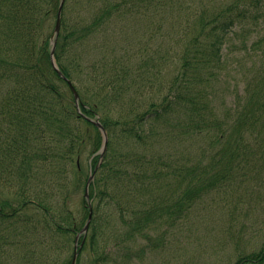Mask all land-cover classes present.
Instances as JSON below:
<instances>
[{
    "label": "trees",
    "instance_id": "16d2710c",
    "mask_svg": "<svg viewBox=\"0 0 264 264\" xmlns=\"http://www.w3.org/2000/svg\"><path fill=\"white\" fill-rule=\"evenodd\" d=\"M60 1L0 0V183L16 184L17 190L24 183L13 195L15 203L0 196V264H27L25 259L28 264H57V233L77 234L84 226L89 214L85 197L79 222L69 199L63 198L55 215L46 190L31 191L29 184L39 173L52 179L74 170L76 186L85 190L89 174L82 172V164L96 154L91 166L95 169L103 141L90 118L100 114L109 142L90 185L92 202L99 198L96 205L93 202L94 249L100 233L109 231L105 225L114 226L110 216L115 207L131 218L123 219L129 226L125 237L146 238L152 224L175 214L182 203L190 206L214 189L246 181L263 184L264 0H66L55 49L65 77L51 57ZM88 1L96 4H87L93 13L88 23L83 13L77 17L80 9L68 18L72 6ZM165 10L178 22L173 44L152 38L149 47L150 42L133 36L139 29L135 23L147 29L155 13ZM237 28L249 33L243 45L250 65L237 100L221 110L214 102L217 83L224 74V48ZM72 47L80 63L69 60ZM146 50L151 57L138 56ZM74 73L88 77L91 96L81 90ZM67 79L80 94V111ZM175 140H190L196 159H204L187 156L177 168L180 160L174 162L165 147ZM55 164L60 165L57 172ZM124 199L132 201L126 211ZM30 204L43 208L50 218L44 225L47 241L40 239L36 249L28 247L32 244L20 230L21 224L36 228L37 220L32 222L33 216L26 213ZM243 247L248 246H237L233 264H264V240L260 247ZM81 259L80 254L78 264Z\"/></svg>",
    "mask_w": 264,
    "mask_h": 264
},
{
    "label": "rangeland",
    "instance_id": "374dc122",
    "mask_svg": "<svg viewBox=\"0 0 264 264\" xmlns=\"http://www.w3.org/2000/svg\"><path fill=\"white\" fill-rule=\"evenodd\" d=\"M113 1L119 2L121 0ZM89 3L91 2H83L79 6H72L66 15H68V18L75 17L77 15L75 10L80 9L77 17H81L83 13L85 22L88 23L93 14L89 11V6L87 5ZM91 6H96L94 1ZM153 17V20L148 22L149 28L147 29L140 27L141 23H135L139 29L133 33V36H136L138 41L141 36L144 42H150L149 47L153 45L152 38L173 44L178 39L177 34L179 33L178 22L174 15L171 14L170 10H165L160 14L155 13ZM121 23H124V21ZM142 23L144 24V21ZM124 24L127 23L125 22ZM110 27L112 28L113 24ZM237 30L238 32L235 35L230 36L231 39L226 45L228 47L225 46L224 48L225 69L222 78L220 77L217 83L218 90L216 100H214L216 106L221 110L233 106L234 101L237 100V96L243 89V78L246 74L247 66L250 65L248 51L243 45V38H245V35L248 37L249 33L240 28H237ZM132 40H135L134 37H132ZM86 44L85 42L80 45L82 50H84ZM148 50L153 52V48ZM141 55L145 58L151 57L147 50L138 53V56ZM73 57L72 47L69 53V60H72V64L73 61L75 63L78 60ZM81 60H78L77 63H80ZM83 61L84 65H86L87 57ZM87 66L84 68V73L87 71ZM74 74L81 90L91 96L92 90L87 80L88 77L83 73L79 76L77 73ZM163 75L165 76V74ZM164 79L169 80V78ZM158 80L160 81V77ZM152 90L154 91L155 89L152 88ZM160 126H162L161 123ZM194 139L197 140V138ZM191 143L190 140H182L181 142L175 140L165 146L170 149L174 162L177 163V158L180 160L176 165L177 168L183 166L184 157L192 155L196 161L204 159L200 155L196 159V154L191 150L193 147ZM195 150H198V148ZM93 160L94 156L84 160L81 168L83 173H92ZM57 166L60 165L55 164L53 167L55 171L53 172L59 170ZM73 172L58 173V176L52 179H46L39 173L37 175L38 179L33 180L29 186L32 188L31 191L34 192L46 190V200L50 203L52 213L55 215H58L56 211L62 206L63 198L69 199L74 218L80 222L84 216L80 204L86 196L83 186L81 185L79 189L76 186V177H74ZM7 184L0 183V196H5V198L15 203L16 191L23 188L24 183L20 184L19 190L16 189L18 188L16 184L14 187L10 186L9 183ZM98 200V197L93 198L95 205ZM123 202V210L126 211L132 201L124 199ZM106 209V212H112L110 206L106 207ZM175 209L177 210L175 214L170 217L167 214L160 224H152L154 229L150 234L147 233L148 236L146 238L136 235L129 240L125 237V230L129 226L123 222V219L128 222L131 221L129 213L122 214L115 207V214L112 213L110 216L114 226L108 227L105 225V228L109 231L100 233L95 249L91 245L93 234L91 225L86 243L81 248L82 259L80 264H233L236 258L233 254L237 252L238 245L241 247L248 246L243 248L260 247L261 242L264 240V182L262 184V181L252 180L236 184L234 187L227 189L217 188L211 194H206L202 198L197 199L192 205L189 206L188 203H182L181 206ZM27 212L28 215L33 216L32 222L37 220L36 228L27 229L24 224H21V235L26 238L27 243L32 244V246L28 245L29 248L36 249L35 243L39 242L40 239H43L45 243L47 241L45 238L49 235V230L44 225L47 224L46 220L48 221L50 218L43 208H39L36 204L28 205L26 208ZM99 221L104 222V219ZM103 234L104 237L101 238ZM75 240V233H57L53 246V254L57 264H63L67 260H71L75 250ZM25 252H29L28 249ZM14 255L17 257L22 256L19 253H14ZM104 256L105 258L102 260ZM109 257L112 260L116 259L115 263ZM24 261L28 264L27 259Z\"/></svg>",
    "mask_w": 264,
    "mask_h": 264
},
{
    "label": "water",
    "instance_id": "95a60500",
    "mask_svg": "<svg viewBox=\"0 0 264 264\" xmlns=\"http://www.w3.org/2000/svg\"><path fill=\"white\" fill-rule=\"evenodd\" d=\"M64 2H65V0H62L61 4H60V7H59L57 23H56V26H55V31H54V33L52 35L53 48H52V52H51L53 66L62 76H64V75H63V73L61 72V70L59 69V67H58V65L56 63L54 54H55V47H56L57 38H58V35H59V32H60V28H61L62 9H63ZM68 82H69V84H70V86H71V88H72V90L74 92V95H75V98H76V101H77V104H78V100H79V97H80L79 93H78L77 89L75 88V86L73 85V83L70 80H68ZM96 123L99 126V128L102 130V133H103V136H104L103 144H102V147H101V158H102L104 153L106 152V149H107L108 133H107L105 127L101 124V122L99 120H97ZM93 178H94V174L89 177V180H88V183H87V186H86L85 196H86V198L88 200H89V185H90V182L93 180ZM90 208H91V211L89 213L88 220H87L84 228L82 229V232H84V231L87 232V230H88V228L90 226V223H91V220H92V216H93V209H92L91 203H90ZM77 256H78V250H77V246H76V249H75L71 264H76Z\"/></svg>",
    "mask_w": 264,
    "mask_h": 264
}]
</instances>
